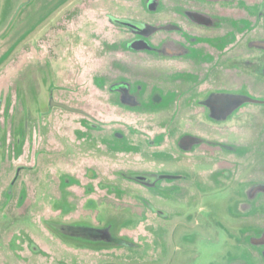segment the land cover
<instances>
[{"label": "rangeland", "instance_id": "obj_1", "mask_svg": "<svg viewBox=\"0 0 264 264\" xmlns=\"http://www.w3.org/2000/svg\"><path fill=\"white\" fill-rule=\"evenodd\" d=\"M193 8L220 10L203 0H0V264L259 263L240 260L247 231L229 224L261 215L247 194L264 179V119L260 135L239 130L256 121L248 108L264 106L217 124L185 117L210 68L203 55L226 62L237 50H207L208 37L223 33L191 23L185 11ZM111 18L139 23L152 46L179 47L177 55L133 50L130 31ZM117 82L129 84L120 98ZM50 98L85 113L50 107ZM185 137L205 147L186 153L178 146ZM214 146L221 151L212 156ZM231 154L251 159V178L202 180ZM90 224L106 228L107 246L90 245Z\"/></svg>", "mask_w": 264, "mask_h": 264}, {"label": "flooded vegetation", "instance_id": "obj_2", "mask_svg": "<svg viewBox=\"0 0 264 264\" xmlns=\"http://www.w3.org/2000/svg\"><path fill=\"white\" fill-rule=\"evenodd\" d=\"M203 1L206 3L212 2L218 4V7H220L219 13L216 16H210L207 13H200L195 8H193L186 10L185 14L189 16L191 23L205 25L211 30L218 28L219 32L223 33L214 34L216 36L212 38L208 37V40L213 42L209 41V44L205 45L204 47L207 50L213 49L216 53H220L221 50H224L227 45L233 46L235 44V46H237V50L231 52V47V56L228 58V60H226V62H224L223 59L222 62L209 64L208 62L211 57H209L208 53L203 55V58L206 59V62L203 64H206L208 67L210 66V68H206V72L203 73V78L198 79L199 85L195 87L197 88L198 96L194 102L196 106L194 105V107L190 110L186 109L184 113L186 115L185 117H188L189 114L197 112L201 118L203 117L204 119L217 124L222 119L227 118L236 111L242 110L244 107L264 106L263 99H261L259 96H252L249 94L250 91L254 89L259 91V93H264V5L257 10L255 3L249 4L244 2V0ZM233 5H236V7L232 8ZM258 21L261 24L262 32L260 34H256V22ZM111 23L123 25L130 31L133 38L126 41V45H131L133 50H150L149 48L151 47H160V45L152 46L147 41V33L144 31L141 25H139V23L131 24L123 19L115 18H111ZM225 24H228L227 27ZM251 31H255L254 34H247ZM171 49V51L161 53V55L165 54L167 57H175L179 47ZM153 52L156 53L155 51ZM216 59H218V57H216ZM232 70H235V73L230 74V72H225ZM220 76H234L233 79H239V81H237V84L223 83L224 80L220 79ZM241 76H247L248 80L240 82ZM125 84L128 83L117 82L112 84L118 85V90H116V92H118L121 97H123V94L125 93L123 92L122 88H124L125 91L127 88ZM248 85L251 86L249 87L250 89L246 88ZM187 89L189 88L187 87ZM247 111L245 113H252L256 115L254 116L256 121L250 124L247 129H240V134L244 136L252 132L251 137L262 134L263 128L262 130H259L260 127L257 126V121H259L260 117H263L264 119V111L258 112V110L254 108H248ZM262 121L264 122V120ZM195 126H201L202 129H206L208 132H216V135L220 134V131L218 132L217 128L212 127L213 125H211V127H206L204 124H194V129ZM194 144H199L198 147H205L204 142H202L201 139L199 140L196 138L187 139L185 137L180 142H178V146L184 148L185 152L189 154H191V149ZM211 148L213 151L212 156L218 155V152L221 151V149L217 148L216 146ZM250 160L251 159L249 157L242 158L239 154H231L227 162H224L228 166L219 167L217 170L212 169L208 175H205L204 178H202V180L211 183L215 178V174H219L218 179L220 182L222 181L223 177L229 181L230 178L234 179L232 176L235 175L240 180L239 183L243 184L253 175L252 167L250 165L251 163L249 162ZM241 163H243V167L240 168ZM221 174L223 177H220L222 176ZM136 178L137 181L142 184L149 185L151 181V176L137 175ZM258 180H262L260 181L261 183L255 184L253 186V191L248 193L247 196L251 197L252 199H258V208L261 210V215L253 214L252 218L255 219L244 223L243 220L245 219L242 217L236 218L233 219L232 223L229 225L235 230L241 227V229L243 228V230L247 231L245 233L241 232L242 234H240L238 237L240 241V260L247 257L253 259L254 262H259L257 264H264V199H262L264 198V179ZM155 182L156 179L154 177L153 183ZM91 226L93 229H95L94 232H97L96 226ZM101 226H103V224ZM103 228L101 227L97 232V235L91 238L92 244L90 245H98L99 247L103 245L107 246L106 244H108V241L112 240L106 228ZM254 228H256L255 230H259L258 235L253 230ZM103 240H105L107 243L103 242ZM39 251L42 252L41 250ZM240 264L245 263L244 261H241Z\"/></svg>", "mask_w": 264, "mask_h": 264}, {"label": "water", "instance_id": "obj_3", "mask_svg": "<svg viewBox=\"0 0 264 264\" xmlns=\"http://www.w3.org/2000/svg\"><path fill=\"white\" fill-rule=\"evenodd\" d=\"M49 106L50 107H58V108H61L63 110H66L68 112H74V113H81V114H84L85 112L84 111H81L79 109H76V108H73L63 102H58V101H55L53 98H50L49 99Z\"/></svg>", "mask_w": 264, "mask_h": 264}, {"label": "trees", "instance_id": "obj_4", "mask_svg": "<svg viewBox=\"0 0 264 264\" xmlns=\"http://www.w3.org/2000/svg\"><path fill=\"white\" fill-rule=\"evenodd\" d=\"M150 50H152V51H155V52H160V53H166L167 51H171L172 49L170 48V47H168V46H166V45H162V46H160V47H151V48H149ZM167 50V51H166ZM118 85H112V88H113V91H116V90H118V87H117ZM118 96H120V94L118 93ZM112 135L114 136V137H116V138H123V134H121L120 132H117V131H115V132H112ZM134 176H136V175H134Z\"/></svg>", "mask_w": 264, "mask_h": 264}, {"label": "crops", "instance_id": "obj_5", "mask_svg": "<svg viewBox=\"0 0 264 264\" xmlns=\"http://www.w3.org/2000/svg\"><path fill=\"white\" fill-rule=\"evenodd\" d=\"M127 254H129V252Z\"/></svg>", "mask_w": 264, "mask_h": 264}]
</instances>
